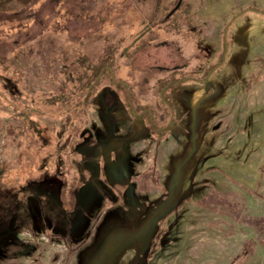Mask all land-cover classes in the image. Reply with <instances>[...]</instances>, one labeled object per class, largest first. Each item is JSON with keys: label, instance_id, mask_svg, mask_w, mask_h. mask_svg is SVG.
<instances>
[{"label": "rangeland", "instance_id": "374dc122", "mask_svg": "<svg viewBox=\"0 0 264 264\" xmlns=\"http://www.w3.org/2000/svg\"><path fill=\"white\" fill-rule=\"evenodd\" d=\"M186 2L172 29L153 24L136 47L143 21L162 19L164 3L13 0L0 10V198L13 195L8 214L0 200V264H264V184H255L264 160V0ZM224 39L228 56L215 77L228 83L197 91L159 141L128 111V86H139V102L153 100L152 85L167 75L157 66L185 61L189 75L214 65ZM102 67L110 69L88 96ZM239 88L249 89L243 110ZM252 108L262 112L260 149L243 152ZM184 160L188 176L199 173L187 200L176 180ZM46 195L77 210L72 253L62 224L41 214Z\"/></svg>", "mask_w": 264, "mask_h": 264}, {"label": "flooded vegetation", "instance_id": "af4514ba", "mask_svg": "<svg viewBox=\"0 0 264 264\" xmlns=\"http://www.w3.org/2000/svg\"><path fill=\"white\" fill-rule=\"evenodd\" d=\"M186 1L187 0H155V5L160 6L161 3H164L163 10L166 13L164 14L163 18H160L159 20L156 15L154 17L156 18L155 23L152 21H149L148 23L143 21L142 30L135 40L133 46L136 47L139 40L152 33L154 29L153 24L159 26L158 28L160 29L166 25L163 30L166 27H169V30L172 29L174 24L177 22V16L185 13V9L187 8ZM173 19L175 23L171 22ZM187 23L189 24L188 21ZM153 43L156 42H153L152 40L148 42V44L151 45ZM163 43L166 44L167 42ZM228 49L229 46L227 45V40L224 39L223 51L221 52L223 55L221 56L222 58L219 59V61H217V63L214 65L205 63L204 67H201L200 70L195 69L194 71H191V74L189 75L186 73V70L188 69V63L185 61H182L180 64L174 65L171 68L157 66V70L167 71V75L158 78L152 85L154 96L153 100H149L151 102H139L135 96V90L138 89L139 86H128L127 92L124 95L125 104L129 109L128 111L136 120L145 121L152 136L156 137L159 141L164 140L170 135L171 130L177 125L176 117L179 112L189 111L191 109L192 106L190 102L193 100L197 91L205 90L209 86L213 85L215 87L214 90H216L215 92H217V87L219 84H226V82L228 83L226 79L228 75L223 79L215 77V74L219 73V69L225 65L224 63L228 56ZM178 51H180L179 48ZM103 68L104 67H102L100 71L95 74L96 76L93 74L94 81L90 85L94 86V92L96 86L99 85L98 83L102 81V77L106 75V70L110 69L108 67L104 69ZM107 73L111 74L109 71H107ZM111 79L113 83L115 78L113 77ZM132 81H134V79Z\"/></svg>", "mask_w": 264, "mask_h": 264}, {"label": "trees", "instance_id": "16d2710c", "mask_svg": "<svg viewBox=\"0 0 264 264\" xmlns=\"http://www.w3.org/2000/svg\"><path fill=\"white\" fill-rule=\"evenodd\" d=\"M10 1H13V0H0V10H2L3 8H5V4L9 3ZM17 1L18 2H21L22 5H26V4H28L30 2V0H17ZM258 13H261V14L264 15V12H258ZM2 61H3V58H0V64L1 65L4 64ZM239 69L240 68H238V71H239ZM93 88H94V86H92V85H89L87 87V94H88V96H91L93 94L92 93V92H94ZM238 96H239L241 110H243L244 107H245V105L248 106V102H249V98H250L249 97V89L239 88ZM60 97H61L60 98L61 101L63 100L65 103H67V100L66 99H68V97L66 95H62ZM76 107L81 108V107H79V103H77ZM34 112H37V111L34 110ZM261 113L262 112L261 111H258L257 108L256 109L252 108L251 114H249V116H250V118H248L249 121H247L246 125L244 126V130H242L243 138H245V141L242 143V147H241L240 150L243 151V152L246 151L247 149H249V147L251 145L252 146H255V147L258 146V144L260 142V141H258V139H259V136H260V129H262L263 126H262L261 122H259L258 118H259V116H261ZM23 116H24V119H27L29 117L26 114L23 115ZM37 133H39L38 130H37ZM261 135H262V133H261ZM251 138H254V139H251ZM69 142L70 141H67V142L63 143V145L62 146L60 145L61 147L59 146V148L57 149L58 162L60 164H62V162H63L62 160L59 159L60 157H62V153L64 151L66 153L67 152V149H69L71 147V143H69ZM260 145H262V142H261ZM259 149L257 148L256 151L258 152ZM238 159H240V161H242V163L245 162L247 164V162H248V160L243 161L239 157H238ZM58 162H57V164H58ZM187 166L189 168L188 162L184 160L183 165H181L180 168H179L181 171L179 172L180 174L178 175V179H176L177 182H179L178 183V187H184L185 192L187 193V196L185 197V200H187L188 198H190L192 196V193L194 191L193 188H195L196 186H199L198 185V181H197L198 180L199 173L197 171H196V173L195 172L193 173L192 170L194 168H192V170H191V176H188L187 175V171H188ZM257 174L258 175H257V179H256L255 184H256V187H261L264 184V160L260 164V167L258 168ZM45 176L46 177L48 176V171L47 170H46ZM135 176H138V173L135 172V174H133V177H135ZM100 177H101V180L103 181V179H104L103 178V170L100 172ZM132 178H131V180H132ZM117 184L118 183L115 184V187L118 190L119 189V186H117ZM130 185H132V183H130ZM194 185H195V187H194ZM133 187H136V184L135 183L133 184ZM161 187H162L163 192H164V187L165 186L164 185H161ZM122 188H126L125 189V193H127L126 192L128 190L127 185L125 184L124 187H122ZM21 191H23V190L21 189ZM62 193L64 194L65 191H63ZM23 194L24 195H27V193H23ZM135 194H136V191H135ZM136 195H138V194H136ZM139 196L140 195H138V197ZM12 197H13V195H10V196L9 195H6V196L4 195V197H2V199L0 198V200H4V204L6 205V208L3 209V211H7V209H8V211L5 212L6 214L9 213V209L11 207V199H12ZM25 197H27V196H23V198L19 199L20 197H19V195H17L16 196V199H18L19 201L23 202L24 201L23 199ZM52 199L53 198H51L48 195H46V199H45L46 201L41 206V214H42V216L45 219H47L48 221H50L51 224L53 225V227H55V228L56 227H61L59 224H62V226H63V228H64V230L66 232V238L68 240V246L70 247V251L69 252L72 253L73 252V246H72V241H73L72 224H73V222L72 221H73V218L76 217V215H77V210H76V208L74 209V205L72 206V204H70V203L67 204V208L66 207H63L61 205H58L57 206V204L55 202H53ZM61 199H62V195H61ZM124 199H126L124 196H120L121 203H124ZM202 200L203 199H200V202H199V204H201V205H202V203H201ZM175 210H172L171 213L168 216L176 213ZM1 211H0V216L3 215V214H1ZM144 212H146V211H144ZM21 213L27 219V221H28L27 223L30 224V225H32V223H31L32 222V218H31V215L28 214V210H27L26 203L22 204ZM167 218L168 217L163 218L162 219V222L166 221ZM169 225H170V227H173L172 226V223H170ZM11 226H13V225H11ZM12 230H13L12 227H10L9 230L7 228L5 237H6V239L9 242H13L14 243V234H13V231ZM3 239H5V238H3ZM165 245L167 246V240L165 241ZM65 264H67V263H65Z\"/></svg>", "mask_w": 264, "mask_h": 264}]
</instances>
